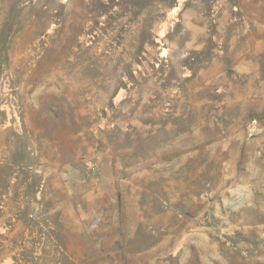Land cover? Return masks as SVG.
<instances>
[{"label":"rangeland","instance_id":"rangeland-1","mask_svg":"<svg viewBox=\"0 0 264 264\" xmlns=\"http://www.w3.org/2000/svg\"><path fill=\"white\" fill-rule=\"evenodd\" d=\"M0 264H264V0H0Z\"/></svg>","mask_w":264,"mask_h":264}]
</instances>
